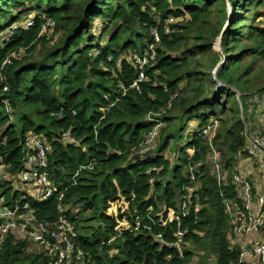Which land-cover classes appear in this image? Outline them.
<instances>
[{
  "label": "trees",
  "instance_id": "1",
  "mask_svg": "<svg viewBox=\"0 0 264 264\" xmlns=\"http://www.w3.org/2000/svg\"><path fill=\"white\" fill-rule=\"evenodd\" d=\"M261 9L264 0H0V156L17 176L27 136L43 137L51 145V179L64 191L62 200L57 193L43 202L21 203L29 202L38 219L66 216L77 234L76 247L90 255L89 264H188L192 252L182 261L157 236L174 242L176 223L164 227L162 222L177 209L184 188L193 185L186 169L196 165L199 190L182 219L189 230L185 240L211 247L216 264H239L223 203L234 191L230 183L219 185L207 164L209 144L193 132L178 148L175 165L165 151L184 139L194 120H201V129L214 119L219 123L214 146L224 169L232 171L244 146L240 110L247 101L264 98V69L256 73L264 61ZM31 14V27L2 39ZM169 17L176 22L166 33ZM97 19L102 22L98 40L107 35L104 45H94ZM49 21L51 36L43 33ZM153 29L160 37L156 61L137 89L139 70L129 56L154 43ZM7 58L11 63L3 66ZM4 101L11 104V115ZM211 105L220 106L219 114L201 113ZM150 115L163 126L156 153L141 159L140 144L155 127L147 121ZM67 132L68 141L63 140ZM91 164L73 180L80 167ZM0 197L14 205L22 195L5 182ZM137 218L150 230L117 236L121 224L135 225ZM31 246L11 235L0 247V264H48Z\"/></svg>",
  "mask_w": 264,
  "mask_h": 264
},
{
  "label": "built area",
  "instance_id": "2",
  "mask_svg": "<svg viewBox=\"0 0 264 264\" xmlns=\"http://www.w3.org/2000/svg\"><path fill=\"white\" fill-rule=\"evenodd\" d=\"M26 22L25 27L19 26L7 30L9 35L2 39L10 38L12 32L18 28L27 30L33 25L34 17L28 18ZM175 22L176 19L173 17H169L165 21L164 30L166 33L170 32V28ZM53 28L54 23L49 21L45 25L43 33H52ZM151 35L154 38V43L147 44L144 53L141 55L134 53L129 56V60L134 61L139 70V78L133 83V87L137 89H139L140 83L147 80L146 69L153 66L156 61L157 46L160 43L158 29H153ZM10 63L11 59L7 58L3 66ZM6 90L7 88H5ZM4 105L7 114L11 115L13 113L11 104L4 101ZM261 113H264V110H261ZM156 116L147 117V121L155 123V127L140 144L137 153L141 159L147 158L145 153L157 140L159 131L163 126V123L156 119ZM218 126L219 123L213 119L211 123L198 129L197 132L209 144L211 165L218 184L227 186L230 183L234 191L233 199L223 201L229 222L230 246L232 250L240 252L239 264H264V191L258 189L250 174L245 173L239 165L242 158L244 161L245 159L249 160L252 163V170L264 176V130L252 132L250 127L245 125L243 131L244 146L236 157L234 168L229 172L222 166V156L214 146ZM70 138V132L63 135V140L68 141ZM50 153L51 145L43 137L30 133L26 138L23 169L17 176L9 173V166L0 156V184L11 182L13 190L22 195L21 200L14 205H9L4 197H0V247L13 235L17 240L28 241L32 245H40L41 250L38 251L49 259L48 264H89L90 255L84 254L76 247L77 234L73 224L66 216L61 215L57 221L38 219L29 202L21 203L27 199L43 202L54 197L57 193L59 200L64 198V191L59 190V187L51 179L49 171ZM84 169H92V164L80 167L73 180ZM153 171H157V169L154 168ZM186 173L193 185L184 188L185 195L178 199L177 209H171L168 217L162 222L164 227L176 223L175 240L173 243L167 244L162 241L161 235L157 236L163 245L174 249L182 261L186 260V253L189 251L188 242L185 240L189 230L183 228L182 219L190 214L192 199L199 190L196 177L197 166L190 165L187 167ZM149 183L153 186L154 179H150ZM124 230L137 233L141 230L149 231L150 229L146 226L142 227L141 219L137 218L135 225L121 224L117 228V236H120ZM117 236L109 240L108 244H111ZM111 253L114 251L112 250ZM193 258L188 264H199V261H193Z\"/></svg>",
  "mask_w": 264,
  "mask_h": 264
},
{
  "label": "rangeland",
  "instance_id": "3",
  "mask_svg": "<svg viewBox=\"0 0 264 264\" xmlns=\"http://www.w3.org/2000/svg\"><path fill=\"white\" fill-rule=\"evenodd\" d=\"M264 9H261L260 11H262ZM14 14L16 15V12H14ZM32 15L34 14H31L30 15H26V16H22L21 17V20L16 22L13 26H12V29H14L15 27H25L26 24H27V19L28 18H31L32 19ZM101 27H102V22L97 19L95 22H94V26H93V30H92V33L94 35L96 39V42L94 45L96 44H102L104 45L105 41H106V38H107V35L104 37V40H98V37L100 35V30H101ZM9 35V32L7 31L6 34H4L3 37H7ZM47 35L51 36V32L47 33ZM40 49H37L35 54H34V57H37L38 56V52H39ZM260 69H264V61H260V63H257V66H256V73L259 72ZM224 100H222V103L224 104ZM259 102V106L258 105H255ZM261 103V104H260ZM233 106V102H229V108L232 109ZM219 108L220 106L219 105H211V106H208L206 108H203L201 110V113H203L204 115H208V114H211V113H218L219 114ZM261 110H264V98H254L250 101H247V108L246 109H242V112L240 110V119H244V121L246 122V125L250 127L251 131L252 132H262L264 130V114L261 113ZM200 119H196L193 121V123L191 122L190 123V126L188 128V130L185 132V134L183 135L184 139L181 140V141H178V140H175L173 141V143H176V145H171L170 148L165 151V157L171 161L170 163L172 165H175L176 162H177V158L179 157V153H178V148L183 146L184 144H186L192 137V133L193 132H196L199 128V124H200ZM213 121V119L210 120V123ZM158 138V137H157ZM158 143H159V138L153 143L152 147L148 148L147 149V152L145 154H148L149 153H156V149H157V146H158ZM177 149V150H176ZM156 155V154H155ZM207 164L210 165L211 167V171H213V168H212V165H211V153H208L207 155ZM228 239L230 240V234L228 232ZM188 250L190 252H192V257L193 258V261H199V264H216V255L215 253L213 252V250L211 249V247L207 246L205 247L204 249L203 248H198L197 246H195L193 243H188ZM31 248L35 251H40L41 250V247L40 245H35L33 244L31 246Z\"/></svg>",
  "mask_w": 264,
  "mask_h": 264
},
{
  "label": "crops",
  "instance_id": "4",
  "mask_svg": "<svg viewBox=\"0 0 264 264\" xmlns=\"http://www.w3.org/2000/svg\"><path fill=\"white\" fill-rule=\"evenodd\" d=\"M240 162H241V164H239L240 168L245 173L250 174L251 178L254 180V182H256L258 189H260L261 191H264V176L252 170V163L249 160L245 159L244 161V159L242 158Z\"/></svg>",
  "mask_w": 264,
  "mask_h": 264
},
{
  "label": "water",
  "instance_id": "5",
  "mask_svg": "<svg viewBox=\"0 0 264 264\" xmlns=\"http://www.w3.org/2000/svg\"><path fill=\"white\" fill-rule=\"evenodd\" d=\"M218 66H219V65H218ZM218 66L215 68V70H214V74L216 73V70H217Z\"/></svg>",
  "mask_w": 264,
  "mask_h": 264
}]
</instances>
